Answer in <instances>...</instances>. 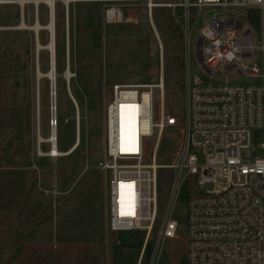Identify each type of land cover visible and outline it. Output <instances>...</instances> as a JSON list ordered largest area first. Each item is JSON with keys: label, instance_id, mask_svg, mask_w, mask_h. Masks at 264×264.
Returning a JSON list of instances; mask_svg holds the SVG:
<instances>
[{"label": "rangeland", "instance_id": "374dc122", "mask_svg": "<svg viewBox=\"0 0 264 264\" xmlns=\"http://www.w3.org/2000/svg\"><path fill=\"white\" fill-rule=\"evenodd\" d=\"M177 1L153 0L160 5L150 10L147 0L132 4L123 0H71L67 5L55 0L56 124L52 126L56 128L60 151H68L76 138L79 139L71 153L58 157L44 154L50 148L45 139L52 127L51 85L44 75L49 69V52L44 48L36 51L31 30L15 27L20 23L19 5L0 4V25L4 27L0 29V225L11 222L7 213L15 218L25 212L22 210L25 203L30 209V200H34V207L40 194L42 217L50 215L53 220L58 216L55 219L60 223L58 231L63 235L60 228L65 230V235L57 237L58 243H53L55 246L51 245L47 251L50 264H137L140 254L139 264H149L156 248L159 256L154 264L183 262L185 185L180 186L170 209V218L178 225L177 237L164 238L158 245L157 229L168 205L173 170L168 167L157 170L158 218L145 240L141 230L117 233L109 230L107 176L97 167L103 150V108L116 82H156L162 75L164 96L161 100L158 88L153 89L152 120L160 121L163 105L164 114L172 115L176 124L163 131L157 162L167 165L179 151L187 27L189 24L190 36L194 38L203 20L213 13L220 15L221 9L203 7L197 14L191 8L188 22L181 7L166 6ZM112 6L121 9L122 21L105 22V9ZM33 9L32 4L24 8L27 24L35 20ZM38 9L39 21L44 24L48 19L47 7L39 4ZM235 14L240 16L239 11ZM38 41L42 45L48 42L46 30H40ZM243 60L247 62L250 58ZM188 63L189 73L193 74V57ZM36 70L42 73L37 85ZM65 70L69 71L68 81L63 76ZM213 77L235 79L242 84L255 82L222 66L215 70ZM69 95L75 99L79 113ZM37 123L44 139L40 143L44 155H37ZM155 139L156 128H153L152 134L146 137L150 145L147 161ZM4 214L8 216L1 218Z\"/></svg>", "mask_w": 264, "mask_h": 264}, {"label": "built area", "instance_id": "2783aa9c", "mask_svg": "<svg viewBox=\"0 0 264 264\" xmlns=\"http://www.w3.org/2000/svg\"><path fill=\"white\" fill-rule=\"evenodd\" d=\"M171 6L181 7L188 22L191 8L199 14L203 7H219L221 14L207 16L194 38L188 24L182 144L171 163L159 164L157 149L163 131L176 120L164 114L163 105L159 122L151 115L154 88L163 100L162 75L156 82L112 84L103 108V150L97 162L107 176L108 228L112 233L141 230L147 240L159 212L157 170L168 167L174 178L157 229L158 245L177 237L170 209L185 185L184 263L264 264V0H179ZM251 9L259 11V32L248 20ZM104 17L106 23L123 20L115 6L105 9ZM191 57L193 74L188 70ZM219 66L255 82L217 80L213 75ZM153 128L156 139L147 161L146 137ZM158 256L156 248L149 264Z\"/></svg>", "mask_w": 264, "mask_h": 264}, {"label": "crops", "instance_id": "0c3cea01", "mask_svg": "<svg viewBox=\"0 0 264 264\" xmlns=\"http://www.w3.org/2000/svg\"><path fill=\"white\" fill-rule=\"evenodd\" d=\"M32 182L31 178L29 183L31 190ZM39 198V200H35L34 207V200L29 201L30 209H27L25 203L26 208L22 209H25V212L19 213L15 218L11 213H7L11 222L0 225V264H50V261L47 260V251L53 243H58L59 236L65 235V230L61 227L64 234L59 233L60 223L56 221L58 216H55L53 220L50 215L42 217L43 199L40 194ZM38 207L39 210H37ZM34 209L36 210L34 211ZM7 214L1 218L8 216Z\"/></svg>", "mask_w": 264, "mask_h": 264}, {"label": "bare ground", "instance_id": "6f19581e", "mask_svg": "<svg viewBox=\"0 0 264 264\" xmlns=\"http://www.w3.org/2000/svg\"><path fill=\"white\" fill-rule=\"evenodd\" d=\"M69 1H71V0H62L64 5L66 3L68 4ZM12 3L17 4L20 7V23L15 27L18 29L31 30L35 35V49H36V51H39V50L44 48V49H47V51L49 52V69L47 70V72L44 75L47 77V79L49 80L50 85H51V87H50L51 88V90H50V110H51V117L54 119V114H55V110H56L55 109V104H56V92H55L56 72H55V58H54V44H55V39H54L55 38V12H54V8H55V0H0V4H12ZM27 4H32L33 8H34L33 10H34V19L35 20L32 24H27L24 21V8ZM39 4H44L48 10V19H47V22L44 24H42L38 18V10H39L38 6H39ZM169 4L167 3L166 6L170 7L171 3H169ZM159 5L160 4L154 3L153 0H147V7L150 10L152 7L159 6ZM2 28H4V27L0 26V29H2ZM42 29H44L48 32V42L45 45H42L38 41V35H39L40 30H42ZM38 53L36 52L37 55H38ZM67 70H65L64 75H63L66 80L70 76L69 71H67ZM41 75H42V73L39 70H36V85H37L38 80L41 77ZM69 96H70L73 104L75 105V108L77 109V113H79L78 105H77L75 99L73 98L72 95H69ZM53 106H54V108H53ZM77 118H79V115L77 116ZM126 124L127 123L123 124V129H125ZM36 139H37V143H36L37 155L47 154L48 156H53V157L64 156V155L71 153L72 150L79 143V139L77 137L75 142H74V145L68 151L63 152V151L58 150L56 128L54 126H52L50 129L49 136L47 137V139H45L49 143L50 148H49L47 153L43 154V151L41 150L40 143L44 139L42 138V135L39 131L38 123H37V128H36Z\"/></svg>", "mask_w": 264, "mask_h": 264}, {"label": "water", "instance_id": "95a60500", "mask_svg": "<svg viewBox=\"0 0 264 264\" xmlns=\"http://www.w3.org/2000/svg\"><path fill=\"white\" fill-rule=\"evenodd\" d=\"M248 20L250 21L252 26L256 29V31L259 32V11L257 9H251L249 11ZM37 68H38V66L36 65V69ZM66 68L68 69V66ZM63 75H64V73H63ZM53 108H54V106H53ZM55 121H56V117H55V114H54V119L52 118L51 122L54 124ZM46 156H48V155H46Z\"/></svg>", "mask_w": 264, "mask_h": 264}, {"label": "trees", "instance_id": "16d2710c", "mask_svg": "<svg viewBox=\"0 0 264 264\" xmlns=\"http://www.w3.org/2000/svg\"><path fill=\"white\" fill-rule=\"evenodd\" d=\"M55 16H56V15H55ZM179 264H185V263H184V260H183V262H181V263H179Z\"/></svg>", "mask_w": 264, "mask_h": 264}]
</instances>
